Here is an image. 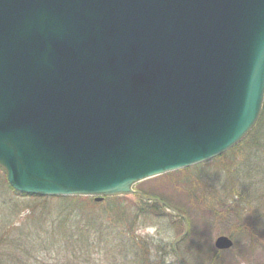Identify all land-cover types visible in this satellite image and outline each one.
<instances>
[{"label":"water","instance_id":"water-1","mask_svg":"<svg viewBox=\"0 0 264 264\" xmlns=\"http://www.w3.org/2000/svg\"><path fill=\"white\" fill-rule=\"evenodd\" d=\"M263 103L264 0H0V169L17 193L134 194L237 146ZM139 195L183 220L185 264L187 218Z\"/></svg>","mask_w":264,"mask_h":264},{"label":"rangeland","instance_id":"rangeland-1","mask_svg":"<svg viewBox=\"0 0 264 264\" xmlns=\"http://www.w3.org/2000/svg\"><path fill=\"white\" fill-rule=\"evenodd\" d=\"M236 155L186 168L191 174L186 178H182L187 175L182 169L139 182L132 187L134 194L104 197L99 202L91 197L22 195L11 190L0 170V264H138L156 261L155 256L167 252L166 261L175 262L171 245L183 233V224L165 207L156 215L144 210L145 202L155 201L144 200L139 194L163 198L174 210L168 203L189 209L188 233L191 222L196 233L189 241L180 242L176 250L185 264H215V239L228 237L238 222L228 208L231 195L240 193L242 198L250 194V184L258 181L248 180L245 156ZM245 212L247 209L242 212L244 218ZM256 215L250 217L255 222L249 232L259 245L252 250L249 241L232 240L233 247L223 251L229 252L223 255L225 260L264 264V216ZM93 225L104 231L102 236Z\"/></svg>","mask_w":264,"mask_h":264},{"label":"trees","instance_id":"trees-1","mask_svg":"<svg viewBox=\"0 0 264 264\" xmlns=\"http://www.w3.org/2000/svg\"><path fill=\"white\" fill-rule=\"evenodd\" d=\"M231 154H235V155L236 154H238V155L242 154V155H244L245 156L244 162L246 164L245 166L248 167V169H245L244 175H247L248 180L258 179V181H255V182L252 181V183L250 184L249 189H247V192H250V194L246 193V196L245 195L241 196L242 198L239 197L240 193H237L239 195H236V194L231 195L232 198H230V199L232 200V202H230L231 204L228 206V208L231 210L233 217L240 223L237 222L238 226L235 225V230L234 229L231 230L228 234L229 235L228 237L230 239H232L235 243L238 240L239 241L240 240H247L250 243L251 249L254 250L255 247H257V245H259V244L256 242V239H254V238L251 239L252 235H250L249 230L252 226H254L255 221H254V219L250 220V217L253 214H257L256 215L257 217H258V215H260V218H263V216H264V191H263L264 188H260L261 184L264 185V175H263L264 172L262 171V168H264V103H263L262 112H261V115L259 117V120L257 121L256 125L253 127L251 132L245 137V139L239 145L235 146L233 149L229 150L227 153L221 155V157H219V159L220 158L222 159V156H225V157L229 156L230 157ZM238 155H236V156H238ZM184 172H185V175H186V173H187V175L185 177H182V178H186V177L191 175V174H189L188 169H185ZM193 195L194 194L192 191V193L189 194V196L191 197ZM147 196H149V195L146 194V197ZM150 196L153 197L152 195H150ZM36 199H39V198H36ZM55 199H57V198H55ZM58 199H60V198H58ZM74 199H77V198H74ZM159 199L160 200L162 199V202L165 201L163 198L159 197ZM86 200H88V199H86ZM105 200H108L110 202H111V200L114 201V199H105ZM168 204L170 206L174 207L180 214L186 216L187 220L189 222L191 221L189 209H187V208L185 209L184 207H182L178 204L177 205L170 204V203H168ZM144 205H145V207H147V209H144V210L151 211L153 213V215H156L155 213L159 212V210H160L159 209L160 205L157 202H153V203H146L145 202ZM241 206H243V208H241ZM246 209H247V214L245 212L246 216L244 218V214H242V212L244 210L246 211ZM241 217L244 218L245 221L241 220L242 219ZM172 218L177 223L183 224V221L181 219H179L178 217L172 215ZM243 222H251V223L245 224ZM95 224H97V223H95ZM191 224H192V222H191ZM191 224L189 226L190 231L188 233V236L190 234V237L186 236L183 239V241L184 240L189 241V239L192 237V235L196 233V231H194L192 229L193 225L191 227ZM92 227H94L97 230L96 232L100 233V235L102 236L104 231H101L100 228H98L94 225ZM261 227H262V225H261ZM237 234H238V236H237ZM105 235H106V233H105ZM240 237H242V238H240ZM87 238H88V234H87ZM193 240H197V239L194 238ZM191 244H193V242ZM234 247H235V244H234ZM169 253L170 252H167L165 254L163 253V255L161 257L155 256L157 258L156 261L155 260H152V261L148 260L145 263H139V262H137V263L138 264H177L176 261L175 262H167L166 261V258L168 257ZM227 253L229 255V252H222V251L215 250V252L213 253L214 260H215L214 263L215 264H239L235 260H232L231 262L229 260L228 261L225 260V258H223V255H225ZM230 254H232V253H230ZM220 255L222 257L221 260H219ZM136 258H138V257H136ZM149 261H150V263H149Z\"/></svg>","mask_w":264,"mask_h":264}]
</instances>
